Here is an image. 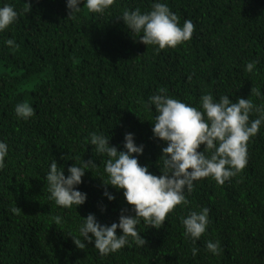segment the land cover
<instances>
[{
    "label": "trees",
    "instance_id": "obj_1",
    "mask_svg": "<svg viewBox=\"0 0 264 264\" xmlns=\"http://www.w3.org/2000/svg\"><path fill=\"white\" fill-rule=\"evenodd\" d=\"M165 2L181 26L193 22L194 32L190 41L157 51L134 38L117 17L124 8L146 11L151 0H117L103 16L81 4L75 19H68L66 0H0L19 13L0 33V140L9 146L0 170V264H264V125L248 143L241 173L224 185L199 181L188 195V208L177 206L162 227L138 225L143 247L132 243L102 256L94 243L79 249L69 236H79L82 217L90 212L110 225L118 222L121 208L130 207L123 192L110 185L116 199L103 196L99 175L106 174L102 157L85 142L89 132L104 133L118 149L125 133H134L136 143L145 146L139 162L159 174L162 141L152 138L151 94L164 88L196 105L204 91L234 101L248 98L253 86L264 93V0ZM7 38L20 47H6ZM253 59L260 61L257 70L246 73L245 64ZM251 98L264 104V98ZM22 101L35 109L27 121L14 112ZM54 158L66 175L75 160L94 159L98 166L78 186L87 200L77 211L48 199L44 178ZM202 207L210 210V224L193 244L183 235L180 217ZM55 215L62 223H54ZM209 239L220 241V255L206 250Z\"/></svg>",
    "mask_w": 264,
    "mask_h": 264
},
{
    "label": "clouds",
    "instance_id": "obj_2",
    "mask_svg": "<svg viewBox=\"0 0 264 264\" xmlns=\"http://www.w3.org/2000/svg\"><path fill=\"white\" fill-rule=\"evenodd\" d=\"M86 6L88 12L103 16L117 0H66L68 19H75V14ZM19 13L10 3L0 5V33H4L18 20ZM123 20L131 35L143 44L156 46V50L176 48L191 40L194 24L185 20L179 23L178 16L170 9L165 0H151V7L146 11L140 8H124L117 16ZM4 45L18 49L15 38H7ZM259 59L246 62V73L257 70ZM189 76V81H191ZM264 98L260 88L253 86L248 98L222 94L215 98L210 91L201 93L198 103L182 101L159 88L148 97V106L155 112L152 122L153 139L162 141L161 155L157 161L159 174L150 171L148 165L139 162L145 146L137 144L132 132L125 133L123 148L110 144V138L102 132L92 131L85 137V142L93 146L95 156L102 157L103 173L99 175L103 184V196L114 201L116 196L108 186L122 191L126 204L120 210L118 222L110 225L101 223L95 213L82 217L79 236L69 234L79 249H85L94 243L100 255L116 253L126 245L134 243L138 247L146 245L138 225L160 228L170 213L177 206L188 208V199L196 184L204 178L224 185L232 177L241 173L248 164V143L257 136L264 125V104H255L251 97ZM17 119L29 120L35 115L34 107L27 101L14 106ZM255 118H252V117ZM203 145V149L201 146ZM9 146L0 140V170L6 167ZM106 157V159L104 158ZM66 159V157H64ZM56 158L48 165L45 174L48 199L62 210L77 211L85 204L87 193L79 189L83 177L89 170L98 167L94 159L76 162L67 168L59 167ZM102 212L106 205H99ZM13 213L17 208L11 209ZM209 209H190L187 215H181L183 235L195 244L206 234L210 224ZM55 224L62 223L63 217H52ZM119 230V234H118ZM205 247L212 255H220L222 249L219 240L209 239ZM197 249H193L195 254Z\"/></svg>",
    "mask_w": 264,
    "mask_h": 264
}]
</instances>
